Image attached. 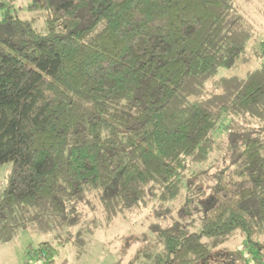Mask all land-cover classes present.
Masks as SVG:
<instances>
[{"label": "trees", "instance_id": "obj_1", "mask_svg": "<svg viewBox=\"0 0 264 264\" xmlns=\"http://www.w3.org/2000/svg\"><path fill=\"white\" fill-rule=\"evenodd\" d=\"M232 7L231 0H28L19 9L45 13L41 28L34 17L3 11L0 166H10L0 241L29 208L46 204L62 218L73 200L95 192L108 217L155 212L157 204L175 212L156 231L148 264H264V138L240 137L234 173L221 174L208 199L186 177L213 147L218 118L184 91L191 78L231 68L244 53L249 33ZM262 74L264 63L243 79L239 104L262 106ZM236 230L247 256L215 250ZM42 249L53 264V248Z\"/></svg>", "mask_w": 264, "mask_h": 264}, {"label": "rangeland", "instance_id": "obj_2", "mask_svg": "<svg viewBox=\"0 0 264 264\" xmlns=\"http://www.w3.org/2000/svg\"><path fill=\"white\" fill-rule=\"evenodd\" d=\"M27 1L0 0V18L3 11L9 8L11 12L17 10L20 18L34 17L36 27L41 28L45 13L20 11L19 7L25 6ZM231 1L236 23L241 24L244 34L249 33L244 53L231 68H218L211 76L191 78L184 91L187 100L202 97L218 118L217 127L211 133L213 147L207 158L193 165L186 174L192 185L203 187L202 198L207 199L221 174L227 175L225 180L234 173L233 161L241 149L240 137L264 138V103L252 109V104L248 107L235 99L247 74L260 70L264 63L259 53V43L264 40V0ZM9 166V163L0 166V189L6 182ZM70 205L72 210H66L62 218L54 216L46 204L40 208H29L26 214L20 216L23 224L20 219L13 235L5 242L0 241V264H45V249L42 253L37 251L43 243L53 248V264H148L144 255L159 245L155 241L156 231L161 230L164 221H169L175 214L172 211L161 212L166 205L157 204L155 212H151V208H141L108 217L95 192L73 200ZM177 205L178 202H175V207ZM197 226L194 223L193 230ZM209 240L207 237L201 239L202 242ZM244 241V233L236 230L215 250L224 253L241 251L244 255ZM262 252L264 258V250ZM226 256L217 255L215 259ZM251 258L248 255L247 260L251 262ZM224 260L231 259H217L209 264H229ZM238 260L235 264H242Z\"/></svg>", "mask_w": 264, "mask_h": 264}]
</instances>
